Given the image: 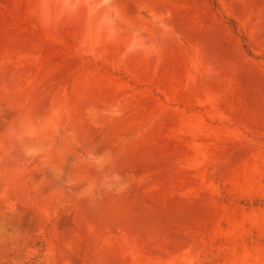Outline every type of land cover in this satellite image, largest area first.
<instances>
[{
	"label": "rangeland",
	"instance_id": "374dc122",
	"mask_svg": "<svg viewBox=\"0 0 264 264\" xmlns=\"http://www.w3.org/2000/svg\"><path fill=\"white\" fill-rule=\"evenodd\" d=\"M0 264H264V0H0Z\"/></svg>",
	"mask_w": 264,
	"mask_h": 264
},
{
	"label": "trees",
	"instance_id": "16d2710c",
	"mask_svg": "<svg viewBox=\"0 0 264 264\" xmlns=\"http://www.w3.org/2000/svg\"><path fill=\"white\" fill-rule=\"evenodd\" d=\"M231 24L235 26V21L231 20ZM242 42L244 44L245 49L248 51L249 55H253L251 50V44L249 43L248 39L245 36L242 37Z\"/></svg>",
	"mask_w": 264,
	"mask_h": 264
}]
</instances>
